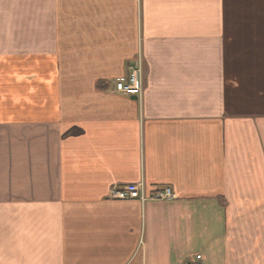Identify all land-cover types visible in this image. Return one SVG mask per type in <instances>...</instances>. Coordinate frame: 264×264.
Listing matches in <instances>:
<instances>
[{"label":"crops","instance_id":"obj_1","mask_svg":"<svg viewBox=\"0 0 264 264\" xmlns=\"http://www.w3.org/2000/svg\"><path fill=\"white\" fill-rule=\"evenodd\" d=\"M198 255L264 264V0H0V264Z\"/></svg>","mask_w":264,"mask_h":264},{"label":"built area","instance_id":"obj_2","mask_svg":"<svg viewBox=\"0 0 264 264\" xmlns=\"http://www.w3.org/2000/svg\"><path fill=\"white\" fill-rule=\"evenodd\" d=\"M131 74L129 77H118L116 79V88L119 92L125 94L141 95L142 93V64L138 60L130 67ZM172 196L171 190L164 189L154 194V198L165 199ZM110 197L114 199H141L146 200L144 187L141 183H131L120 186H114L110 190ZM197 258H200L198 256ZM194 264V263H192Z\"/></svg>","mask_w":264,"mask_h":264},{"label":"water","instance_id":"obj_3","mask_svg":"<svg viewBox=\"0 0 264 264\" xmlns=\"http://www.w3.org/2000/svg\"><path fill=\"white\" fill-rule=\"evenodd\" d=\"M136 97H134V99H135Z\"/></svg>","mask_w":264,"mask_h":264}]
</instances>
